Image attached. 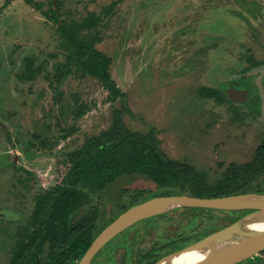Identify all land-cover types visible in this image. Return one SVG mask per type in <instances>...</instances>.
Returning a JSON list of instances; mask_svg holds the SVG:
<instances>
[{
  "label": "rangeland",
  "instance_id": "obj_1",
  "mask_svg": "<svg viewBox=\"0 0 264 264\" xmlns=\"http://www.w3.org/2000/svg\"><path fill=\"white\" fill-rule=\"evenodd\" d=\"M56 1L57 21L51 18ZM105 9L95 47L111 58L128 129H153L168 158L191 164L211 182L230 162L250 161L264 137V64L245 69L248 55L264 60V0H0V212L16 214L1 217L0 228L10 232L25 222L34 195L65 174V155L107 129L113 109L123 105L121 98L109 99L97 78L59 73L69 70V43L57 30L59 21ZM229 86L246 90L247 100L218 103L198 93ZM146 184L125 177L93 195L77 217L98 206L108 225L119 204L128 205ZM244 213L217 210L210 216L181 208L139 221L108 242L92 264L165 256ZM11 246L0 235V264H7ZM238 264H264V258L253 255Z\"/></svg>",
  "mask_w": 264,
  "mask_h": 264
},
{
  "label": "trees",
  "instance_id": "obj_2",
  "mask_svg": "<svg viewBox=\"0 0 264 264\" xmlns=\"http://www.w3.org/2000/svg\"><path fill=\"white\" fill-rule=\"evenodd\" d=\"M55 5L52 15L57 21L60 2L56 1ZM107 13L106 9L104 14L92 11L80 19L63 18L59 21L57 30L69 43V70L61 68L63 71L59 73L64 76L67 72H80L81 76L95 77L109 91V99L121 98L123 105L120 109H113L112 121L107 129L87 137L79 147L65 155V174L56 185L34 195L33 208L27 220L10 232L6 227L0 228V235L12 241L7 264H75L107 225L103 224L106 211L100 210L98 206L77 217L80 209L90 203L93 195L110 191L113 185L125 177L144 179L147 184L134 191L135 197L128 205L119 204L115 217L130 206L155 196L187 194L194 197H221L248 192L264 193V137L250 161L230 162L220 178L211 182L204 172L191 164L168 158L160 149L153 129L141 133L126 127L122 120L123 112H127L124 94L111 77V58L95 47V43L102 39L97 27ZM262 64L264 60H256L248 55V67L245 69L250 70ZM198 93L200 97L214 98L218 103H234L219 88L202 87ZM83 112L80 110L77 114ZM127 190L123 189L124 192ZM199 210L210 216L217 211ZM0 213V218L9 216ZM234 221L217 224L215 229L192 241ZM190 243L191 240L175 249ZM164 254L150 253L139 264H153ZM258 255H264V250Z\"/></svg>",
  "mask_w": 264,
  "mask_h": 264
},
{
  "label": "water",
  "instance_id": "obj_3",
  "mask_svg": "<svg viewBox=\"0 0 264 264\" xmlns=\"http://www.w3.org/2000/svg\"><path fill=\"white\" fill-rule=\"evenodd\" d=\"M226 93L237 104L244 103L248 98L246 90H237L233 86H229ZM181 208L245 213L223 228L162 256L153 264H238L264 250V227L254 228L243 222L252 213H264V193L248 192L221 197L166 195L139 202L120 213L97 234L77 264H91L108 242L137 222Z\"/></svg>",
  "mask_w": 264,
  "mask_h": 264
},
{
  "label": "bare ground",
  "instance_id": "obj_4",
  "mask_svg": "<svg viewBox=\"0 0 264 264\" xmlns=\"http://www.w3.org/2000/svg\"><path fill=\"white\" fill-rule=\"evenodd\" d=\"M1 212L8 214L7 211H1ZM13 214L16 215L15 213ZM13 214H8V215H13ZM243 222L254 228H263L264 227V213H260V212L252 213L246 216Z\"/></svg>",
  "mask_w": 264,
  "mask_h": 264
},
{
  "label": "flooded vegetation",
  "instance_id": "obj_5",
  "mask_svg": "<svg viewBox=\"0 0 264 264\" xmlns=\"http://www.w3.org/2000/svg\"><path fill=\"white\" fill-rule=\"evenodd\" d=\"M51 18H54V16H51ZM262 257L264 258V255H262Z\"/></svg>",
  "mask_w": 264,
  "mask_h": 264
}]
</instances>
